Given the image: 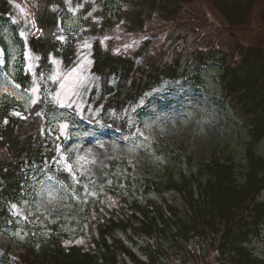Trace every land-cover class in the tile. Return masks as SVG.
I'll return each instance as SVG.
<instances>
[{
	"label": "trees",
	"instance_id": "trees-1",
	"mask_svg": "<svg viewBox=\"0 0 264 264\" xmlns=\"http://www.w3.org/2000/svg\"><path fill=\"white\" fill-rule=\"evenodd\" d=\"M185 1L189 0H112L120 3L119 12V6L114 10L117 14L105 12L100 28L126 19L128 29H140L153 10L174 21ZM248 1L212 0L228 25L246 22ZM52 5L60 9L52 10ZM62 5L57 0H42L33 6L43 36H31L29 46L40 56L42 66L50 55L68 66L75 55L72 38L62 45L54 39L62 23L61 12H65ZM8 15L9 0H0V58L5 59L10 51L4 35L14 37L11 29L2 30L8 27ZM154 48L147 42L129 56L94 41L91 71L101 88L97 94L91 93L90 101L105 111L121 112L165 80L199 79L203 69L212 65L224 103L244 125L246 143L241 159L213 153L195 166L190 161L185 166L167 164L139 195H121L119 206L113 209L101 211L98 203L92 208L95 235L86 246L64 244V235L43 233L17 221L9 211L29 183L54 168L59 141L48 129L53 111L48 113L46 99L26 108L22 101L2 93L0 232L19 227L24 249L11 264H264V256L255 248V239L264 228V155L257 152L264 139V47L237 45L235 59L195 47L185 60L177 55L170 61L167 51H152ZM8 73L21 90L29 87L30 75L22 67H13ZM16 112L20 115L13 114ZM90 213L88 210L87 217Z\"/></svg>",
	"mask_w": 264,
	"mask_h": 264
},
{
	"label": "rangeland",
	"instance_id": "rangeland-1",
	"mask_svg": "<svg viewBox=\"0 0 264 264\" xmlns=\"http://www.w3.org/2000/svg\"><path fill=\"white\" fill-rule=\"evenodd\" d=\"M40 1L9 0L11 15L7 16L8 27L2 30L11 29L14 37L4 35L10 54L0 58V94L15 97L26 108L46 99L48 113L53 111L48 129L59 146L54 168L29 183L21 199L9 205L13 218L43 233L64 235V244L86 246L95 235L92 208L97 203L104 211L119 206L121 195H139L167 164L185 166L190 161L195 166L213 153L241 159L246 143L244 125L224 103L212 65L203 69L199 79L165 80L132 108L105 111L89 99L101 84L91 71V47L83 44L92 46L97 41L103 48L133 56L151 42L156 47L152 51H167V61L177 55L185 60L195 47L235 59L237 45L264 47V0L248 1L244 23L228 25L212 0H189L181 3L174 21L153 10L140 29H128L126 19L100 28L105 12L116 13L120 5L113 4L116 0H57L65 12H61V27L54 39L59 41L56 36L63 35L62 45L72 38L75 55L68 66L50 55L47 67L29 46L31 36H43L33 7ZM16 66L30 75L26 89L16 87L8 77ZM257 152L264 155V139ZM21 240L19 227L0 232V264L18 260L24 251ZM255 248L264 256V228L255 239Z\"/></svg>",
	"mask_w": 264,
	"mask_h": 264
},
{
	"label": "snow or ice",
	"instance_id": "snow-or-ice-1",
	"mask_svg": "<svg viewBox=\"0 0 264 264\" xmlns=\"http://www.w3.org/2000/svg\"><path fill=\"white\" fill-rule=\"evenodd\" d=\"M17 7H19V5H17ZM21 11H23V9H21ZM61 31H62V30H61ZM21 35H25V33L21 32ZM56 39L59 40V41H64V40H65V37H64L63 35H57V36H56ZM83 47L90 48L91 45L88 44L87 42H84ZM82 56H83V54H82ZM83 59H87V57H83ZM16 87H19V85H16ZM33 92H35V89H33ZM30 102H34V101H30ZM13 114H14V115H17V116L20 115V113H18V112L13 113ZM37 115H40V113H37ZM6 122H7V121H5V123H6ZM62 127H66V125H64V126H62ZM69 170H71L70 167H69ZM13 207H15V205H13Z\"/></svg>",
	"mask_w": 264,
	"mask_h": 264
}]
</instances>
